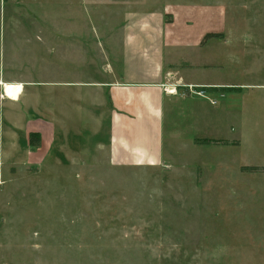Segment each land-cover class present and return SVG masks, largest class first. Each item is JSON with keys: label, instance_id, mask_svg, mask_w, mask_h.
Listing matches in <instances>:
<instances>
[{"label": "crops", "instance_id": "crops-1", "mask_svg": "<svg viewBox=\"0 0 264 264\" xmlns=\"http://www.w3.org/2000/svg\"><path fill=\"white\" fill-rule=\"evenodd\" d=\"M159 2L0 0L1 180L63 165L70 182L86 166L211 181L216 147L196 140L243 149L251 124L258 148L254 107L230 90L246 85L228 78L238 44L206 38L211 2Z\"/></svg>", "mask_w": 264, "mask_h": 264}, {"label": "rangeland", "instance_id": "rangeland-1", "mask_svg": "<svg viewBox=\"0 0 264 264\" xmlns=\"http://www.w3.org/2000/svg\"><path fill=\"white\" fill-rule=\"evenodd\" d=\"M178 1L192 0L159 3ZM196 1L201 14L211 2V34L238 44L228 78L246 85L230 90L246 95L258 148L251 124L243 149L204 144L216 147L211 181L192 183L159 171L86 166L70 182L63 165L14 169L0 177V264H264V0Z\"/></svg>", "mask_w": 264, "mask_h": 264}, {"label": "trees", "instance_id": "trees-1", "mask_svg": "<svg viewBox=\"0 0 264 264\" xmlns=\"http://www.w3.org/2000/svg\"><path fill=\"white\" fill-rule=\"evenodd\" d=\"M209 37H211V38H213V37H216V38H218V37H220V36H218V35H214V34H211V35H207L206 36V38H209ZM34 138H33V136H31V143H34ZM197 144H202V145H204V144H222V145H228V142H226V141H217V140H196L195 141ZM258 168H253V170H257Z\"/></svg>", "mask_w": 264, "mask_h": 264}, {"label": "built area", "instance_id": "built-area-1", "mask_svg": "<svg viewBox=\"0 0 264 264\" xmlns=\"http://www.w3.org/2000/svg\"><path fill=\"white\" fill-rule=\"evenodd\" d=\"M198 94H200V95H204L205 93H204V92H199ZM5 95H6V93H5Z\"/></svg>", "mask_w": 264, "mask_h": 264}]
</instances>
